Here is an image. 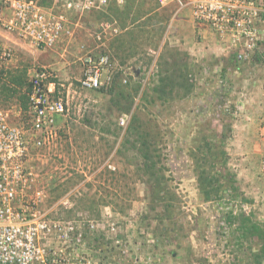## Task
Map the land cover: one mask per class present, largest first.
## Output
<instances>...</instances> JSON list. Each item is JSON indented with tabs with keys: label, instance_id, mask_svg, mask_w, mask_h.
<instances>
[{
	"label": "rangeland",
	"instance_id": "1",
	"mask_svg": "<svg viewBox=\"0 0 264 264\" xmlns=\"http://www.w3.org/2000/svg\"><path fill=\"white\" fill-rule=\"evenodd\" d=\"M72 1L86 0H57L56 7ZM66 16L72 34L49 51L32 49L0 29V46L12 52L0 64V86L13 87V77H24L28 86L36 71L46 69L66 104L55 135L40 147L31 145L24 163L27 181L17 209L37 233L36 263L257 264L258 242L243 243L222 211L230 206L264 227V41L240 62L219 34L193 20L189 9L164 8L155 0H108L100 10L74 9ZM102 23L117 32L104 33ZM261 30L264 35V26ZM91 53L110 58L104 88L122 71L130 93L140 89L133 110L162 131L169 188L163 200L154 198L135 152L116 153L125 129H114L125 128L130 117L112 107L107 93L79 84L83 59ZM174 65L188 67L193 89L158 102L149 91L158 71H178ZM27 86L17 90L23 93ZM0 111L11 125L30 132V102L25 110L19 95L2 90ZM223 122L232 126L228 168L248 204L227 194L223 201L207 202L198 185L194 140L200 132L219 136ZM95 123L121 136L91 127Z\"/></svg>",
	"mask_w": 264,
	"mask_h": 264
},
{
	"label": "built area",
	"instance_id": "2",
	"mask_svg": "<svg viewBox=\"0 0 264 264\" xmlns=\"http://www.w3.org/2000/svg\"><path fill=\"white\" fill-rule=\"evenodd\" d=\"M166 8L189 9L193 20L219 34L235 51L238 61L248 60L264 41V4L260 0H155ZM108 0L67 2L66 12L100 10ZM66 12H54L35 0H0V29L32 49L49 51L61 39L71 35ZM107 33L112 26L100 25ZM12 58L10 49L0 46V64ZM110 67L105 54H88L83 59L79 84L84 90H99L107 84L104 77ZM46 69L36 71L31 79L30 132L11 125L0 111V264H37V235L31 221L17 209L25 193V159L30 146L40 147L55 135L57 119L66 112L57 84ZM22 207V204L19 208Z\"/></svg>",
	"mask_w": 264,
	"mask_h": 264
},
{
	"label": "trees",
	"instance_id": "3",
	"mask_svg": "<svg viewBox=\"0 0 264 264\" xmlns=\"http://www.w3.org/2000/svg\"><path fill=\"white\" fill-rule=\"evenodd\" d=\"M35 1L43 6H47L49 0ZM138 19L136 17L134 22ZM161 60L163 61V59L159 61V68H161ZM174 68L178 71H158L157 79L151 91H149L158 102L165 103V100L179 94L180 91L189 94L193 89L194 79L188 67L174 65ZM121 75L122 71L118 72L107 89L104 87L100 89L110 96L112 107L117 109L121 116L125 115L130 117L125 128L117 125L114 129L117 132L125 129L123 141L116 150V153L123 155L125 150L134 151L136 156L142 160L140 161L142 163L137 168L149 179L154 198L163 200V195L165 196L169 193V188L167 185L168 177L165 174L166 169L163 163V155H161L162 149L160 147L162 131L155 121L143 119L138 111L133 110L135 95L138 94L140 89H138L139 87L133 88V93H130L129 87L122 84L123 79ZM136 77L139 78V75ZM10 82L9 84L13 87H9L7 83H3L2 87L0 86V93L2 90H10L16 95H19L21 104L27 110L32 85L27 86V83H24V77H13ZM19 86H27V89L23 93H19L17 90ZM149 92L147 93L148 96L150 95ZM123 101L125 103H122ZM95 125L96 128H100L101 130V127L96 123L91 125V127ZM102 130L107 134L112 133L114 136H121L116 131L112 132L110 126L103 127ZM102 130L101 132H103ZM231 132L232 126L223 122L222 131L219 136L210 137L200 132L194 140L192 158L197 173L199 188L207 202L221 199L223 201L226 194L232 201H237L242 198L241 201L245 204L250 202L240 194L237 176L228 168L229 155L226 151V144ZM222 212L224 213V220L227 226L229 228L235 227L243 243L249 240L258 242L259 250L253 253V257L257 264H261L264 261V227L253 219L251 215H247L242 211L237 214L230 206L223 209Z\"/></svg>",
	"mask_w": 264,
	"mask_h": 264
},
{
	"label": "crops",
	"instance_id": "4",
	"mask_svg": "<svg viewBox=\"0 0 264 264\" xmlns=\"http://www.w3.org/2000/svg\"><path fill=\"white\" fill-rule=\"evenodd\" d=\"M56 2H57V0H55V2L52 4V6H51V8H48L47 6H44L45 8H47V9H49V10H52V11H54V12H56V11H58V10H63V12L65 11L66 12V7H65V5H66V2H65V4H64V6L60 9L59 7H56ZM58 10H57V9ZM72 12V11H71ZM76 26H80L81 28H84V25L83 24H81V23H78Z\"/></svg>",
	"mask_w": 264,
	"mask_h": 264
}]
</instances>
